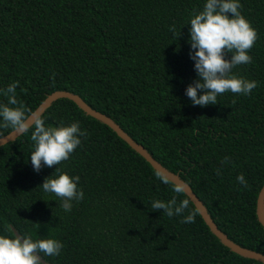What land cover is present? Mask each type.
Listing matches in <instances>:
<instances>
[{"label": "trees", "instance_id": "16d2710c", "mask_svg": "<svg viewBox=\"0 0 264 264\" xmlns=\"http://www.w3.org/2000/svg\"><path fill=\"white\" fill-rule=\"evenodd\" d=\"M205 2L0 0V104L13 82L18 104L9 106L22 105L26 115L54 91L78 95L178 173L230 240L264 255L256 215L264 184V0H239L257 40L253 62L232 70L258 86L200 107L185 95L198 78L188 23ZM40 117L46 127L79 122L86 136L67 161L39 173L30 159L34 128L0 147V235L13 237L14 229L34 241L59 240L58 256L40 253L48 264H262L223 246L191 201L182 216L153 211L154 200L188 197L72 101L58 99ZM12 130L0 127V137ZM224 157L230 163L222 165ZM56 169L80 177L84 198L67 213L40 186ZM190 212L195 222L181 223Z\"/></svg>", "mask_w": 264, "mask_h": 264}, {"label": "clouds", "instance_id": "9594fccd", "mask_svg": "<svg viewBox=\"0 0 264 264\" xmlns=\"http://www.w3.org/2000/svg\"><path fill=\"white\" fill-rule=\"evenodd\" d=\"M241 7L239 0H206L202 10L190 18L189 57L194 61L198 78L186 87L185 95L193 106L215 105L217 97L227 92L248 96L258 86L255 80L250 81L232 74L235 67L253 62L249 52L257 40V31L241 14ZM170 30L176 37L180 35V32L175 33L174 28ZM227 54H231L230 59L226 58ZM17 86L18 82H13L5 90L7 104H0V120L3 122L0 127H11L18 134L34 128L31 140L35 147L30 159L35 172L39 173L42 167L52 168L67 161L81 144L80 137L86 136V132L81 130L79 122L68 126L46 127L42 117L26 115L22 105L10 107L9 105L18 104ZM198 91L201 94L198 95ZM227 163H230V158L224 157L221 164ZM56 171L58 176L45 178L40 186L45 193L59 198L62 201L60 207L67 213L72 210L73 202L84 198L83 191L77 187L80 177H71L59 169ZM216 172L217 175L221 174L220 169ZM157 175L163 183H169V180ZM236 179L243 187H248L242 173ZM173 191L177 194L186 193L182 183H174ZM189 203L188 198L177 202L173 197L167 202L154 200L151 208L153 211L163 210L171 218L182 216ZM194 222V212L181 220V223ZM63 247L59 240L52 238L34 241L30 235H0V264H44L40 253L44 256H58Z\"/></svg>", "mask_w": 264, "mask_h": 264}, {"label": "water", "instance_id": "95a60500", "mask_svg": "<svg viewBox=\"0 0 264 264\" xmlns=\"http://www.w3.org/2000/svg\"><path fill=\"white\" fill-rule=\"evenodd\" d=\"M58 99H68L72 101L80 110H82L87 116L94 118L95 120L101 122L102 124L109 127L121 140H123L132 150L138 153L151 167L157 172L160 176H163L172 184L182 183L185 186L184 193L191 203L196 208L197 212L201 216L204 223L209 228L210 232L219 240V242L228 248L231 252L247 259H252L257 262L264 264V255L257 253L253 250H249L239 246L230 240L221 230L218 229L216 224L211 219L206 207L198 199L195 193L192 191L190 186L180 178L178 173H173L163 167L158 161H156L146 149L135 142L126 132H124L118 124H116L110 117L93 110L88 106L78 95L73 94L68 91H54L49 94L39 105L38 107L30 114L31 116H41L51 105ZM31 118L29 119V122ZM21 134H18L16 131L12 130L8 134L0 137V147L14 141ZM256 215L257 220L264 230V184L261 187L257 200H256ZM14 235H17V231L13 229ZM44 261V260H43ZM44 264H48L44 261Z\"/></svg>", "mask_w": 264, "mask_h": 264}]
</instances>
